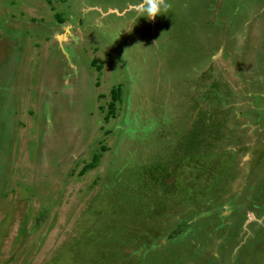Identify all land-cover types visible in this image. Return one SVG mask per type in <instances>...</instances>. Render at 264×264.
<instances>
[{"label": "rangeland", "instance_id": "obj_1", "mask_svg": "<svg viewBox=\"0 0 264 264\" xmlns=\"http://www.w3.org/2000/svg\"><path fill=\"white\" fill-rule=\"evenodd\" d=\"M165 3L0 0V264H264V0Z\"/></svg>", "mask_w": 264, "mask_h": 264}, {"label": "trees", "instance_id": "obj_2", "mask_svg": "<svg viewBox=\"0 0 264 264\" xmlns=\"http://www.w3.org/2000/svg\"><path fill=\"white\" fill-rule=\"evenodd\" d=\"M112 99H113V101L110 103V109H109V111H108V113H107V115H106V117L107 116H112V115H114L115 113V110H114V103H115V101H117V99H118V95H119V87H117V88H114V89H112ZM98 164H99V156L98 155H95L93 158H92V162L89 164V165H87L85 168H83V170H82V173H85L87 170H89V169H94V168H96L97 166H98ZM164 187V186H163ZM165 188V187H164ZM180 226H183L182 224L180 225ZM179 229H181L179 232H182V229L183 228H179ZM178 229V230H179ZM178 230H176L175 232H178Z\"/></svg>", "mask_w": 264, "mask_h": 264}, {"label": "clouds", "instance_id": "obj_3", "mask_svg": "<svg viewBox=\"0 0 264 264\" xmlns=\"http://www.w3.org/2000/svg\"><path fill=\"white\" fill-rule=\"evenodd\" d=\"M147 5L146 11L153 20L160 11L161 6H163L164 9L169 7V5L165 3V0H147Z\"/></svg>", "mask_w": 264, "mask_h": 264}, {"label": "crops", "instance_id": "obj_4", "mask_svg": "<svg viewBox=\"0 0 264 264\" xmlns=\"http://www.w3.org/2000/svg\"><path fill=\"white\" fill-rule=\"evenodd\" d=\"M197 18H199L197 20H201V19L204 20V17H201V15H198ZM193 19H195V18H193Z\"/></svg>", "mask_w": 264, "mask_h": 264}]
</instances>
